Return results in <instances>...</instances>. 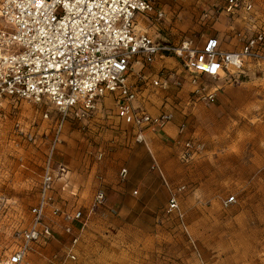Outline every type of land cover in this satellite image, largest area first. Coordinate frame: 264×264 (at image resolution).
<instances>
[{
  "label": "rangeland",
  "instance_id": "1",
  "mask_svg": "<svg viewBox=\"0 0 264 264\" xmlns=\"http://www.w3.org/2000/svg\"><path fill=\"white\" fill-rule=\"evenodd\" d=\"M252 1L250 14L233 16L221 14V0H161L167 15L149 30L172 44L191 38L200 46L213 35L231 43V26H246L245 35L264 27V0ZM210 8L217 16L205 15ZM144 70L177 73L181 81L185 74L173 55ZM190 90L172 81L167 89L144 86L139 104L173 114L164 132H148L145 142L117 117L110 95L91 118L66 123L54 160L67 165L69 186L62 190L57 179L55 197L62 209L84 214L72 264H264V72L251 68L211 103L192 101ZM52 133L53 122L33 103L2 100L0 264H9L32 221ZM186 140L192 148L184 157ZM99 191L104 198L95 204ZM173 194L179 208L168 211ZM232 195L237 201L225 207ZM46 219L54 236L33 244L26 264H58L72 243L50 211Z\"/></svg>",
  "mask_w": 264,
  "mask_h": 264
},
{
  "label": "built area",
  "instance_id": "2",
  "mask_svg": "<svg viewBox=\"0 0 264 264\" xmlns=\"http://www.w3.org/2000/svg\"><path fill=\"white\" fill-rule=\"evenodd\" d=\"M221 1V13L227 15H247L254 9L252 0ZM166 15L161 0L1 1L5 25L0 28V105L3 99L28 101L43 119L53 122L38 202L31 208L30 225L19 233L23 242L10 255L9 264H26L32 245L54 236V224L46 219L48 211L72 236L58 264L77 260L75 246L80 235L75 225L83 223L84 214L80 209H62L55 197L57 179L63 180L62 190L69 186L67 165L55 166L54 156L70 119L91 118L101 108V99L110 95L115 98L117 117L132 128L136 141L145 142L148 132H164L173 119L169 111L152 114L139 104L145 85L167 89L171 81L177 86L188 83L192 101L211 103L223 86L238 82L251 68L264 72V27H253L236 49H225L216 37L200 46L191 38L172 44L158 41L141 27V22L153 23ZM205 15H215V9ZM164 55H173L183 63L182 81L177 73L162 70L152 75L144 70ZM135 64L140 67L134 78ZM184 148L185 157L192 148L190 140L184 142ZM102 156L100 152L98 157ZM120 174L126 177L128 169L122 168ZM103 198L104 192L99 191L95 204ZM236 201L232 195L223 205ZM178 208L173 194L168 211Z\"/></svg>",
  "mask_w": 264,
  "mask_h": 264
},
{
  "label": "crops",
  "instance_id": "3",
  "mask_svg": "<svg viewBox=\"0 0 264 264\" xmlns=\"http://www.w3.org/2000/svg\"><path fill=\"white\" fill-rule=\"evenodd\" d=\"M223 14V13H221ZM225 14V13H224ZM151 25H153V23H146V22H141V27L143 29H146L148 30V32L153 35L154 37L157 38L158 41H161V42H164V40H160L158 39L157 35H155L154 33L150 32V28H151ZM234 26H231V29H232V34L234 35L233 36V40L231 41V43H227V42H224V40L219 36V35H213V36H210V37H216L220 40V42L222 43V46L227 49V50H230V49H236V48H239L242 43H243V37L245 36V33H246V30H247V27L246 26H240L238 28H235L233 29ZM209 38V37H208ZM206 38L204 40V42L208 39ZM156 61V60H155ZM159 63V62H157Z\"/></svg>",
  "mask_w": 264,
  "mask_h": 264
}]
</instances>
